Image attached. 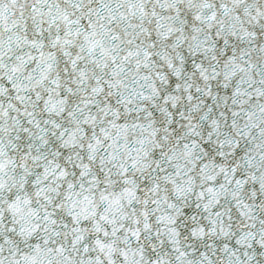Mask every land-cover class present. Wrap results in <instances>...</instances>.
Returning <instances> with one entry per match:
<instances>
[{
  "label": "snow or ice",
  "instance_id": "snow-or-ice-1",
  "mask_svg": "<svg viewBox=\"0 0 264 264\" xmlns=\"http://www.w3.org/2000/svg\"><path fill=\"white\" fill-rule=\"evenodd\" d=\"M0 264H264V0H0Z\"/></svg>",
  "mask_w": 264,
  "mask_h": 264
}]
</instances>
